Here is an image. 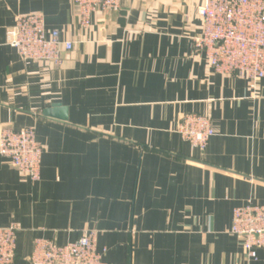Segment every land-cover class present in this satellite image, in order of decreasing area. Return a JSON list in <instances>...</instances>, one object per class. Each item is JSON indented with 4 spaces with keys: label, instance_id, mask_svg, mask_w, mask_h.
Instances as JSON below:
<instances>
[{
    "label": "crops",
    "instance_id": "obj_1",
    "mask_svg": "<svg viewBox=\"0 0 264 264\" xmlns=\"http://www.w3.org/2000/svg\"><path fill=\"white\" fill-rule=\"evenodd\" d=\"M202 0H123L79 24L68 0H0V133L33 127L40 179L0 161V227L18 226L14 264L36 238L96 233L105 264H264L231 234L233 209L264 204V79L213 72L191 37ZM40 13L72 49L58 66L5 43L17 16ZM54 104L66 120L45 117ZM208 116L205 150L176 132Z\"/></svg>",
    "mask_w": 264,
    "mask_h": 264
},
{
    "label": "built area",
    "instance_id": "obj_2",
    "mask_svg": "<svg viewBox=\"0 0 264 264\" xmlns=\"http://www.w3.org/2000/svg\"><path fill=\"white\" fill-rule=\"evenodd\" d=\"M78 12L79 24L88 27L94 13L118 12L123 0H68ZM200 31L191 37L196 51H203L208 67L224 76L257 83L264 79V0H202L197 8ZM5 43L24 62L36 61L58 66L62 52L72 49L57 29L48 30L40 13L22 14L6 28ZM176 132L192 148L205 150L215 134L208 116L190 113L182 116ZM43 148L33 127L0 133V161L24 175L30 183L40 179ZM230 233L237 236L249 260L264 247V204L248 201L233 209ZM14 224L0 227V264H14L16 256ZM29 264H105L96 248V233L84 231L72 242L57 244L36 238Z\"/></svg>",
    "mask_w": 264,
    "mask_h": 264
},
{
    "label": "water",
    "instance_id": "obj_3",
    "mask_svg": "<svg viewBox=\"0 0 264 264\" xmlns=\"http://www.w3.org/2000/svg\"><path fill=\"white\" fill-rule=\"evenodd\" d=\"M42 115L45 117H50V118H57L59 120H66V108L61 107L58 104H54L48 109H45L42 112Z\"/></svg>",
    "mask_w": 264,
    "mask_h": 264
},
{
    "label": "rangeland",
    "instance_id": "obj_4",
    "mask_svg": "<svg viewBox=\"0 0 264 264\" xmlns=\"http://www.w3.org/2000/svg\"><path fill=\"white\" fill-rule=\"evenodd\" d=\"M50 64V63H49ZM21 130V129H20ZM34 131H35V129H34ZM37 140V139H36ZM14 226L16 227V230L18 231V226L17 225H15L14 224ZM88 231H90V230H88Z\"/></svg>",
    "mask_w": 264,
    "mask_h": 264
}]
</instances>
